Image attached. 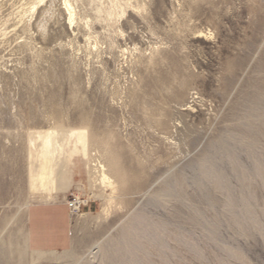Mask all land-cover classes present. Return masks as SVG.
I'll return each instance as SVG.
<instances>
[{
    "label": "rangeland",
    "instance_id": "374dc122",
    "mask_svg": "<svg viewBox=\"0 0 264 264\" xmlns=\"http://www.w3.org/2000/svg\"><path fill=\"white\" fill-rule=\"evenodd\" d=\"M142 1L88 35L58 0L45 39L0 10V264H264V0ZM51 129L65 134L57 201L83 204L72 246L38 255L28 177ZM76 129L123 178L106 219Z\"/></svg>",
    "mask_w": 264,
    "mask_h": 264
},
{
    "label": "bare ground",
    "instance_id": "6f19581e",
    "mask_svg": "<svg viewBox=\"0 0 264 264\" xmlns=\"http://www.w3.org/2000/svg\"><path fill=\"white\" fill-rule=\"evenodd\" d=\"M57 1L58 0H0V10L5 5H9V15H15L16 18L15 25H13L15 28L20 24V28L24 33L29 31L31 26L34 25L42 39H45L47 36V22L56 12L55 7ZM59 2L61 11L66 15L67 24L71 27L82 26L88 35L91 34V29L96 21L106 24L117 22L129 11V9L141 14L146 8L142 0H59ZM82 4L91 6V12H87V10L81 11L80 7ZM33 17L35 18L34 21H32ZM7 33L8 32L5 31L0 33V42L4 40ZM199 33L202 35L206 34L203 31H199ZM94 45L97 46L96 40L94 41ZM184 105L187 108L190 107L187 103ZM62 131L51 129L47 131L43 130V132L38 134V139L41 142L40 163L38 168H36L37 170L34 169L35 171L33 172L30 169L29 171L28 193L31 198L43 200L41 202L56 201L59 190L61 189L55 171L57 156L62 148V138L65 136ZM71 135L75 137V144L71 153L78 155L79 152H82L83 155L88 156L91 161L90 168L92 177L90 179L91 186L89 197L93 198L98 196L94 192L97 187L109 190V193L105 196L103 201L101 211L97 216L98 220L106 219L114 210L113 208L117 210L119 208L122 209L124 206L123 198L119 194L123 178L120 172H118L116 162L106 146L103 147L102 154H100L99 150L96 148L89 149L88 133L85 129L73 130ZM78 146H80V148ZM102 156L104 160L101 158ZM96 246L99 247V243H96ZM98 252L99 249L96 251L92 249V255H81L78 261H83L86 258H88V260L94 258L97 256ZM35 253L38 255L45 254V252Z\"/></svg>",
    "mask_w": 264,
    "mask_h": 264
},
{
    "label": "crops",
    "instance_id": "0c3cea01",
    "mask_svg": "<svg viewBox=\"0 0 264 264\" xmlns=\"http://www.w3.org/2000/svg\"><path fill=\"white\" fill-rule=\"evenodd\" d=\"M57 200L27 207L26 235L32 252L67 251L72 246V216L67 198Z\"/></svg>",
    "mask_w": 264,
    "mask_h": 264
},
{
    "label": "built area",
    "instance_id": "2783aa9c",
    "mask_svg": "<svg viewBox=\"0 0 264 264\" xmlns=\"http://www.w3.org/2000/svg\"><path fill=\"white\" fill-rule=\"evenodd\" d=\"M66 204L69 208L70 215L72 217L80 214L81 207L83 204L80 197H77L76 195L71 194L67 197Z\"/></svg>",
    "mask_w": 264,
    "mask_h": 264
}]
</instances>
